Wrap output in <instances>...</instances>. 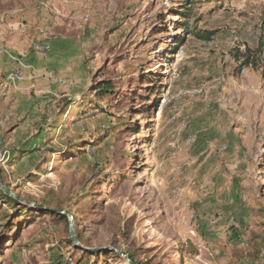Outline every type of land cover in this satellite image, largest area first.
I'll use <instances>...</instances> for the list:
<instances>
[{"label": "rangeland", "instance_id": "rangeland-1", "mask_svg": "<svg viewBox=\"0 0 264 264\" xmlns=\"http://www.w3.org/2000/svg\"><path fill=\"white\" fill-rule=\"evenodd\" d=\"M3 1L0 48L6 17L24 16ZM178 1L68 0L58 19L88 16L81 53L10 60L51 83L30 112L1 110V178L34 205L0 202V264H128L106 247L141 264H264V0H197L188 35ZM22 144L41 150L19 157Z\"/></svg>", "mask_w": 264, "mask_h": 264}, {"label": "crops", "instance_id": "crops-1", "mask_svg": "<svg viewBox=\"0 0 264 264\" xmlns=\"http://www.w3.org/2000/svg\"><path fill=\"white\" fill-rule=\"evenodd\" d=\"M58 5L64 6L62 0H54ZM7 2V0L3 1ZM13 3L8 1L6 6H13L14 9L8 11L9 17L15 16L12 11L17 9H28L34 7L35 0H12ZM24 15L22 21H29L34 25L31 29V33L29 35H25L20 33L15 29L17 22H15L16 18L11 20L7 19V26L8 30L3 31V36L7 39V42L4 43V47L10 50L11 53L14 55H22L24 57H34L30 49L31 41L38 40L42 36L40 35L39 31L41 29H46L48 32L47 40L50 43V55H54L58 57L59 61H62V65L65 64L66 57L70 53H74L79 49V41L83 39V35H81V28L82 26H77L79 22L78 16L72 15L68 19H58V18H50L49 20H44V18H40V16L34 15L33 12L25 11L24 13H18ZM39 17V18H38ZM78 21V22H77ZM79 24H82L81 22ZM79 28V29H78ZM13 29V30H12ZM12 31V32H11ZM70 49H75L71 52ZM37 57V56H36ZM0 118L1 112L8 111L6 109L7 105H21V110L23 115L26 112H30L31 109L33 110V101L34 97L33 94H42L48 92L50 87L47 86V83L50 81L42 76L44 73L34 74V75H26L24 74V78L20 84L17 86H8L5 88V83L2 82L3 76H5L8 72L13 70V62L10 61L11 59L6 54H0ZM42 74V76H40ZM46 76V75H45ZM31 78H35L32 79ZM48 81V82H47ZM51 83V82H50ZM25 104L27 105L26 110H24ZM2 110V111H1ZM15 111V110H14ZM14 111H10L9 114H15ZM16 115V114H15Z\"/></svg>", "mask_w": 264, "mask_h": 264}, {"label": "trees", "instance_id": "trees-1", "mask_svg": "<svg viewBox=\"0 0 264 264\" xmlns=\"http://www.w3.org/2000/svg\"><path fill=\"white\" fill-rule=\"evenodd\" d=\"M178 2L180 4H179V8L176 9L177 11H176L175 14L176 15H179L181 18H184L185 19V22L186 23H182V25H183V28H184V33L186 35H188L191 32L190 30L187 29L188 22H189L190 19L196 18L195 17L196 14L193 13L194 12L193 11V7H194V4L197 2V0H179ZM182 3H184V5H182ZM6 21H7V19H6ZM261 28H262L261 29L262 30V36H264V17L262 19ZM204 33L205 32H202V34H204ZM202 34L201 35H198V36H202ZM206 34H208V33H206ZM182 40H183V38L181 37V38L175 39L174 42L175 43H179ZM174 44H172V47L173 48L171 49V51H172L171 54H175L176 53V50L178 48V47H176L178 45H176V44L174 45ZM263 47H264V37H263V41H260V43L258 44L257 49L258 50H261ZM49 52H50V50H49ZM251 53H252V51H250L248 49L245 53H243L242 56H240V59H242V61L240 63V66L241 67L248 66L250 64V62H251ZM13 70H15V69H13ZM13 70H11V71H13ZM6 75L3 76V79H2V82L3 83L6 82L5 81ZM112 88H113V84L110 81H105V82H100L99 81L93 87V90L95 91V94L98 97H103L104 95H106L108 93H111L112 92ZM111 94H113V93H111ZM67 104H68V102H67ZM41 117H42L41 121L44 122L45 121L44 114L41 115ZM39 140H41V138ZM38 150H41V149H40V147H37V144H34V146H32V147H29V145H26V144H22V146L20 148H18L17 150L14 151V154L15 155H18L19 157H22V156H25V155L31 156V155H34L35 152H37ZM5 186L7 187L6 184H5ZM0 202H2L3 204L14 205L16 207H19V208H21L22 211L27 209V207L25 205H21L19 201H17L16 199L12 198L9 195H7L1 188H0ZM3 212H4V217L2 218V220H7V217H9V214L6 213L5 211H3ZM50 212H52L53 214H56L57 216H59V218H65V215L63 213H61L60 210L59 211H56V210H52L51 209ZM37 216H38V214L37 215H34V217H37ZM65 219L67 220V218H65ZM68 240H69V242L72 245L74 244L73 241L71 240V238H69ZM84 251H85L86 254H88V253L90 254V251L89 250H84ZM103 251L106 252V250H103ZM108 252L109 253H115L112 250H110V251L107 250V253ZM91 254H94V253H91ZM128 256H129L130 260L133 262V264H141L140 262L136 261L131 255H128Z\"/></svg>", "mask_w": 264, "mask_h": 264}, {"label": "built area", "instance_id": "built-area-1", "mask_svg": "<svg viewBox=\"0 0 264 264\" xmlns=\"http://www.w3.org/2000/svg\"><path fill=\"white\" fill-rule=\"evenodd\" d=\"M63 3H67L68 0H62ZM34 6L39 10V13L43 16L44 14H51L53 15V17L57 18L58 16H61V10L60 7L58 6V4L56 2H54L53 0H35L34 2ZM23 11V9H17L15 11H12L13 14L16 13H21ZM79 21L80 22H87L88 20V16L87 14L83 13L80 14L78 16ZM7 19V17H6ZM5 19V21H6ZM4 17L2 16L0 21H3ZM7 23V21H6ZM28 26L30 27V23L29 25L26 23V21H21L19 23H17V25L15 26V29H17L20 32H24ZM40 35L42 36L40 39L38 40H34L31 41L30 43V49L32 51L33 54H35L38 57H46L49 53L50 50V43L47 40V35L48 32L46 31V29H41L39 31ZM0 54H6L10 59H14L17 60V58H15L16 56L10 52L9 49H7L4 46H1L0 48ZM23 67H25L23 65ZM49 78H53L52 73H47L46 74ZM24 78V75L22 74V71L20 69H15L11 72H9L6 75L5 81L7 83H10L12 86H16L18 83L21 82V80Z\"/></svg>", "mask_w": 264, "mask_h": 264}, {"label": "water", "instance_id": "water-1", "mask_svg": "<svg viewBox=\"0 0 264 264\" xmlns=\"http://www.w3.org/2000/svg\"><path fill=\"white\" fill-rule=\"evenodd\" d=\"M0 188L9 196H11L12 198L16 199L17 201H19L20 203L26 204V205H34L33 203L27 202L25 200H23L19 195H17L16 193L10 191L5 184L3 183V180L1 178V174H0ZM61 213H63L62 211H60ZM72 218L69 219V233H70V238L73 241L74 245H76V247L78 248H82L85 250H93L91 248H85L82 247L79 243H78V239H77V235L76 232L73 229V223H72ZM101 249H105V248H98L97 250H101ZM106 249H111L113 251H115L116 253H118L121 257H123L124 260H126L128 262V264H133V262L130 260L129 256L119 250H117L116 248H112V247H106Z\"/></svg>", "mask_w": 264, "mask_h": 264}]
</instances>
